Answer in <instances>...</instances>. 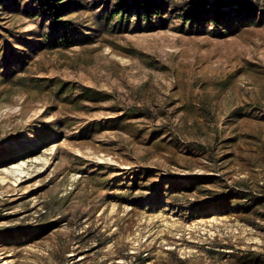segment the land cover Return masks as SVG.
Returning a JSON list of instances; mask_svg holds the SVG:
<instances>
[{
  "label": "rangeland",
  "instance_id": "374dc122",
  "mask_svg": "<svg viewBox=\"0 0 264 264\" xmlns=\"http://www.w3.org/2000/svg\"><path fill=\"white\" fill-rule=\"evenodd\" d=\"M208 1L0 0V264H264V0Z\"/></svg>",
  "mask_w": 264,
  "mask_h": 264
},
{
  "label": "trees",
  "instance_id": "16d2710c",
  "mask_svg": "<svg viewBox=\"0 0 264 264\" xmlns=\"http://www.w3.org/2000/svg\"><path fill=\"white\" fill-rule=\"evenodd\" d=\"M139 2L142 5L141 12L147 16H149L152 12H155L156 10V12L161 11L159 4H155L151 7L148 3L149 0H139ZM208 5V0H197V4L195 5L194 9L184 15L185 22L190 23L191 25H200L201 22L207 20L209 18L208 13H206ZM214 20L215 22H225L227 20L225 19V15L222 14L220 8H217L216 13L214 14ZM87 90L93 92V89L91 88H87Z\"/></svg>",
  "mask_w": 264,
  "mask_h": 264
}]
</instances>
